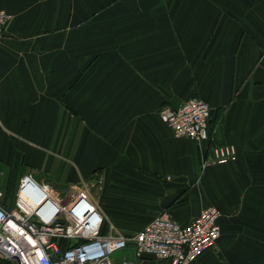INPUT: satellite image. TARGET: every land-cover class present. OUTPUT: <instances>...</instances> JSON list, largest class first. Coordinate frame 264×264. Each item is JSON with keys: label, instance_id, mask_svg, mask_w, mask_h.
<instances>
[{"label": "crops", "instance_id": "crops-1", "mask_svg": "<svg viewBox=\"0 0 264 264\" xmlns=\"http://www.w3.org/2000/svg\"><path fill=\"white\" fill-rule=\"evenodd\" d=\"M0 188L31 174L62 199L89 190L134 233L168 210L216 206L222 235L191 264H264V0H0ZM198 97L213 142L176 137L162 106ZM133 257L132 249L129 248ZM0 264H16L0 256ZM138 264H170L146 256Z\"/></svg>", "mask_w": 264, "mask_h": 264}, {"label": "built area", "instance_id": "built-area-1", "mask_svg": "<svg viewBox=\"0 0 264 264\" xmlns=\"http://www.w3.org/2000/svg\"><path fill=\"white\" fill-rule=\"evenodd\" d=\"M12 18L0 9V41ZM212 111L207 101L194 97L177 108L162 106L159 114L176 137L212 144V156L205 164H221L234 160L236 150L233 145L213 142ZM3 197L0 188V256L16 264H138L146 256L170 264H191L222 235L216 206L204 208L188 225L165 210L129 234L107 220L89 190H75L62 199L49 184L25 174L19 182L15 211L4 206ZM129 248L132 258H113L114 253Z\"/></svg>", "mask_w": 264, "mask_h": 264}, {"label": "rangeland", "instance_id": "rangeland-1", "mask_svg": "<svg viewBox=\"0 0 264 264\" xmlns=\"http://www.w3.org/2000/svg\"><path fill=\"white\" fill-rule=\"evenodd\" d=\"M128 256H130L129 249L124 251H118L113 254V258H115L116 260H122L123 257H128Z\"/></svg>", "mask_w": 264, "mask_h": 264}, {"label": "trees", "instance_id": "trees-1", "mask_svg": "<svg viewBox=\"0 0 264 264\" xmlns=\"http://www.w3.org/2000/svg\"><path fill=\"white\" fill-rule=\"evenodd\" d=\"M214 111H212V115H213ZM213 123V121H211Z\"/></svg>", "mask_w": 264, "mask_h": 264}]
</instances>
